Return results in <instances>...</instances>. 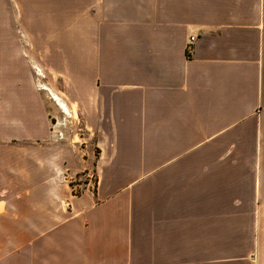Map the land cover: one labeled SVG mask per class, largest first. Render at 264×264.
Returning a JSON list of instances; mask_svg holds the SVG:
<instances>
[{
    "label": "crops",
    "instance_id": "crops-1",
    "mask_svg": "<svg viewBox=\"0 0 264 264\" xmlns=\"http://www.w3.org/2000/svg\"><path fill=\"white\" fill-rule=\"evenodd\" d=\"M25 49L101 151L71 196L0 108V264H264V0H0L6 95Z\"/></svg>",
    "mask_w": 264,
    "mask_h": 264
},
{
    "label": "rangeland",
    "instance_id": "rangeland-1",
    "mask_svg": "<svg viewBox=\"0 0 264 264\" xmlns=\"http://www.w3.org/2000/svg\"><path fill=\"white\" fill-rule=\"evenodd\" d=\"M61 51H58L59 55H62ZM44 52L45 56L42 52L38 62L33 60L31 50L25 49L22 61L14 59L10 64L9 74L13 72L20 77L16 78L14 74L13 79L8 80L7 95L4 87L0 89V108L8 117L9 125V130L2 134L6 135L8 142L32 143L27 144L34 146L29 149L31 155L56 156V183L71 196L80 195L96 185L95 165L101 147L96 145L95 132L79 113V80L69 73L65 59L57 58V64L53 65L47 61L46 50ZM32 65L40 68L42 76L35 74ZM54 71L60 74H53ZM40 84L48 86L66 102L69 114L58 108L50 94L40 89ZM44 143L55 147L38 149V144ZM127 182L128 179L117 180L116 189Z\"/></svg>",
    "mask_w": 264,
    "mask_h": 264
},
{
    "label": "bare ground",
    "instance_id": "bare-ground-1",
    "mask_svg": "<svg viewBox=\"0 0 264 264\" xmlns=\"http://www.w3.org/2000/svg\"><path fill=\"white\" fill-rule=\"evenodd\" d=\"M35 70L37 72L36 74L42 76V73H41L40 69L35 68ZM39 86H40V89L46 90L50 94L51 98L56 102L58 108L62 112H64L65 114H69V109L67 107L66 102L59 95H57L56 93L51 91L50 88L48 86L44 85V84H40Z\"/></svg>",
    "mask_w": 264,
    "mask_h": 264
},
{
    "label": "built area",
    "instance_id": "built-area-1",
    "mask_svg": "<svg viewBox=\"0 0 264 264\" xmlns=\"http://www.w3.org/2000/svg\"><path fill=\"white\" fill-rule=\"evenodd\" d=\"M194 40H195L194 36H189L187 43H186V52L187 53H190Z\"/></svg>",
    "mask_w": 264,
    "mask_h": 264
},
{
    "label": "trees",
    "instance_id": "trees-1",
    "mask_svg": "<svg viewBox=\"0 0 264 264\" xmlns=\"http://www.w3.org/2000/svg\"><path fill=\"white\" fill-rule=\"evenodd\" d=\"M95 182V181H94ZM92 190H93V188H92Z\"/></svg>",
    "mask_w": 264,
    "mask_h": 264
}]
</instances>
